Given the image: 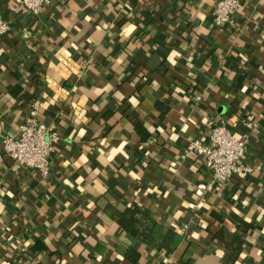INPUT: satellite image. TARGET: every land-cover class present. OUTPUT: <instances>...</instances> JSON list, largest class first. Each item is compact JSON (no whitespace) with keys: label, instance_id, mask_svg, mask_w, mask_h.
Wrapping results in <instances>:
<instances>
[{"label":"crops","instance_id":"crops-1","mask_svg":"<svg viewBox=\"0 0 264 264\" xmlns=\"http://www.w3.org/2000/svg\"><path fill=\"white\" fill-rule=\"evenodd\" d=\"M216 1L52 0L33 13L0 0V139L34 104L62 134L48 179L0 145V264H130L118 223L130 203L182 234L171 253L139 244L140 264H264V0H242L222 28ZM210 120L249 136L255 171L201 193L210 175L186 147L208 140Z\"/></svg>","mask_w":264,"mask_h":264},{"label":"built area","instance_id":"built-area-1","mask_svg":"<svg viewBox=\"0 0 264 264\" xmlns=\"http://www.w3.org/2000/svg\"><path fill=\"white\" fill-rule=\"evenodd\" d=\"M16 1L29 11L37 13L52 0ZM241 3L242 0H217L212 11L213 25L221 28L233 26ZM10 30V23L0 11V38L8 35ZM197 99L200 97L197 96ZM208 127V140L192 139L186 147L187 155L202 157L205 169L210 175V181L200 188L201 193L214 191L235 175L246 177L255 171L253 166L243 161L249 141L247 134H235L225 120H210ZM61 139L62 134L56 124L44 120L39 114L38 105L34 104L21 124L18 135L1 136L0 145L14 163L36 169L43 179H48L52 174V155ZM3 190V182L0 179V203Z\"/></svg>","mask_w":264,"mask_h":264},{"label":"trees","instance_id":"trees-1","mask_svg":"<svg viewBox=\"0 0 264 264\" xmlns=\"http://www.w3.org/2000/svg\"><path fill=\"white\" fill-rule=\"evenodd\" d=\"M145 23L147 25L149 22L146 21ZM236 23L237 22L235 21L233 25L234 27L237 25ZM120 25L122 28H125L126 18L120 21ZM151 26L154 27V24L152 23ZM126 31L127 30L122 32V37L124 38L127 36ZM137 41L139 40L136 37L130 38V42ZM146 41H149L151 44V39H147ZM126 46H128V44H126ZM127 51L128 50H125V52ZM154 54L155 52L152 55ZM118 223L134 240V244L128 247L125 251V258L130 262V264H140L141 250L139 248V244L155 243L165 252L171 253L177 248L182 239L180 230L166 225L165 223H160L157 219L146 213L139 205L136 204L130 203L126 205L118 217ZM232 260V258H229L228 261H226V264H231L230 261ZM186 261V263L189 264L192 260L187 259Z\"/></svg>","mask_w":264,"mask_h":264}]
</instances>
